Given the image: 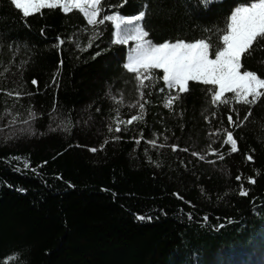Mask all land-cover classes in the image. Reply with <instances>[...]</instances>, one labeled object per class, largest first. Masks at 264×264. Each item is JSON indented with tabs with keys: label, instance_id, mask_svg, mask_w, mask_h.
I'll return each mask as SVG.
<instances>
[{
	"label": "trees",
	"instance_id": "obj_1",
	"mask_svg": "<svg viewBox=\"0 0 264 264\" xmlns=\"http://www.w3.org/2000/svg\"><path fill=\"white\" fill-rule=\"evenodd\" d=\"M147 2V30L165 37L222 26L235 6L221 0L192 15L193 0ZM110 3L134 15L142 0ZM110 28L89 45L92 26L79 10L24 17L0 0V264H226L231 252L248 255L264 232V97L213 105L206 86L190 81L170 109L157 81L141 113L134 78L119 66L128 46L110 44ZM247 64L259 75L264 50ZM109 85L122 103L107 95ZM16 90L29 94H8ZM30 111L31 131L21 133ZM132 116L142 119L126 123ZM224 130L238 151L229 152Z\"/></svg>",
	"mask_w": 264,
	"mask_h": 264
},
{
	"label": "snow or ice",
	"instance_id": "obj_2",
	"mask_svg": "<svg viewBox=\"0 0 264 264\" xmlns=\"http://www.w3.org/2000/svg\"><path fill=\"white\" fill-rule=\"evenodd\" d=\"M10 2L16 10L22 12L24 17L39 12L42 8L56 9L59 6L64 13H69L73 9L79 10L86 18L87 24L92 26L89 45L95 37L102 34L101 26L110 22V44L128 46L126 57L121 56L119 66L124 70V74H131L134 78L132 81L134 91L140 100H137L133 107H138L141 113L145 111L147 102H141L146 96L145 90L151 89L157 81H162L166 86L159 91L167 93L163 101L165 107L170 109L174 102L180 100L182 93L189 91L190 81L202 82L206 86L204 91L210 96L213 105L228 104L233 101L253 105L264 97V66L258 75L257 71L249 70L247 64L257 50H264V0H232L235 6H230L227 10L228 14L221 16L222 26H197L199 27L198 36L193 29V34L176 31L167 37L150 35L147 30L144 23L148 11L147 0H142L141 10L136 11L134 15L122 14L117 10L118 6H113L110 0H10ZM220 2L221 0H193V8L189 12L192 15L199 14L201 10L206 12L211 5ZM105 9H108L107 14ZM69 39L72 38L69 37ZM63 43L64 40L60 39L59 44ZM8 46L13 47L12 44ZM56 46L59 47V45ZM2 47L3 45L0 44V48ZM76 47L79 48L80 44L77 43ZM158 70L162 72V75L157 74ZM129 82L124 80L125 84ZM32 83L37 82L33 79ZM0 91L6 90L0 89ZM226 93H231V96H226ZM8 94L19 98L29 93L16 90L8 91ZM107 95L118 104L123 101L122 93L119 97L112 95L111 85ZM116 111L119 117V109ZM248 112L251 114V108ZM20 115L16 113L9 124L16 123ZM36 115L30 111L28 118L20 121L23 125H29V127H21L19 129L21 133L31 131L29 122L33 121ZM237 116L239 118L238 113ZM137 119H142V116H132L126 123ZM247 119L246 115L235 126L239 127ZM228 120L235 124L231 115L228 116ZM63 123L61 121V124ZM121 123L117 120L116 131H120ZM109 130L112 131L111 125ZM215 131L220 132L221 129L218 128ZM224 131L226 133L224 144L230 145L229 152L238 151L237 139L234 138L233 132ZM148 143L155 146L157 141L152 139ZM171 147L176 149L178 145L173 144ZM209 150L223 159L224 153L217 148L209 146ZM92 151L96 149L93 148ZM193 154L199 156L201 160L205 159V156L199 152ZM149 159L151 160V157ZM247 159L252 160L253 157L248 155ZM236 179L239 180L240 176ZM248 180L254 181V178L249 176ZM240 191L242 195L247 194L243 187ZM188 215L191 216L192 213ZM138 219L145 220L151 217L140 215ZM19 255L16 253L17 259Z\"/></svg>",
	"mask_w": 264,
	"mask_h": 264
},
{
	"label": "rangeland",
	"instance_id": "obj_3",
	"mask_svg": "<svg viewBox=\"0 0 264 264\" xmlns=\"http://www.w3.org/2000/svg\"><path fill=\"white\" fill-rule=\"evenodd\" d=\"M262 238L258 243L254 242L252 244V249H249L248 255H245L243 252H231L227 255L226 264H259L263 263L264 258L262 253L264 251V232H261L260 235ZM223 264V263H222Z\"/></svg>",
	"mask_w": 264,
	"mask_h": 264
}]
</instances>
